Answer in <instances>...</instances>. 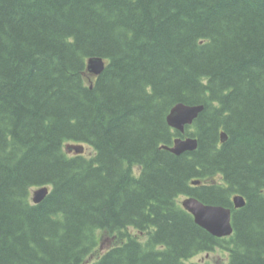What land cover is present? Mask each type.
Returning a JSON list of instances; mask_svg holds the SVG:
<instances>
[{
	"label": "trees",
	"instance_id": "trees-1",
	"mask_svg": "<svg viewBox=\"0 0 264 264\" xmlns=\"http://www.w3.org/2000/svg\"><path fill=\"white\" fill-rule=\"evenodd\" d=\"M178 103L203 110L175 156ZM184 196L229 208L232 235ZM100 232L117 242L87 261ZM216 248L264 264V0H0V264H206L191 259Z\"/></svg>",
	"mask_w": 264,
	"mask_h": 264
},
{
	"label": "water",
	"instance_id": "water-1",
	"mask_svg": "<svg viewBox=\"0 0 264 264\" xmlns=\"http://www.w3.org/2000/svg\"><path fill=\"white\" fill-rule=\"evenodd\" d=\"M87 71L93 76H98L104 69V62L100 58H90L87 61ZM203 110L202 106H190L178 103L174 105L167 118L169 127L182 133L186 125H191L198 114ZM226 135L220 134V141L224 143ZM197 148V140L193 138H176L171 147H163V149L170 153L179 156L186 152H193ZM66 151L74 153L75 155L82 154L84 148L82 145H67ZM199 182H192V185H197ZM47 187H41L33 191L32 203L39 204L48 194ZM234 207L236 209L242 208L245 205L244 199L241 196H234L232 198ZM181 206L184 210L190 213L194 222L207 231L210 235L220 238L231 235L232 227L230 222V210L221 206L205 205L193 197L185 198L181 201Z\"/></svg>",
	"mask_w": 264,
	"mask_h": 264
},
{
	"label": "rangeland",
	"instance_id": "rangeland-1",
	"mask_svg": "<svg viewBox=\"0 0 264 264\" xmlns=\"http://www.w3.org/2000/svg\"><path fill=\"white\" fill-rule=\"evenodd\" d=\"M84 154L86 156L92 155L93 151L90 148L85 147ZM32 191L33 190H31V194ZM30 199H31V195H30ZM116 242L117 241H115V239L113 237H110L107 233L105 232L98 233V246L87 261H93L100 254H102L104 251H106L111 246H113ZM191 261L201 262L206 264H227L228 256L224 250L216 248L212 252L200 253L195 255L194 257H192Z\"/></svg>",
	"mask_w": 264,
	"mask_h": 264
}]
</instances>
